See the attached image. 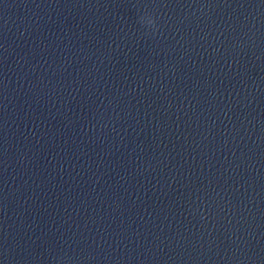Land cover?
I'll return each mask as SVG.
<instances>
[{
    "label": "water",
    "instance_id": "obj_1",
    "mask_svg": "<svg viewBox=\"0 0 264 264\" xmlns=\"http://www.w3.org/2000/svg\"><path fill=\"white\" fill-rule=\"evenodd\" d=\"M71 264H264V0H128Z\"/></svg>",
    "mask_w": 264,
    "mask_h": 264
}]
</instances>
